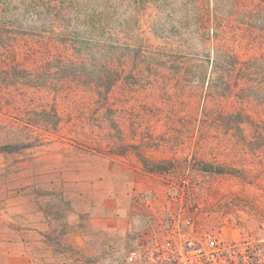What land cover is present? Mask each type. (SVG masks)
<instances>
[{"label": "rangeland", "instance_id": "374dc122", "mask_svg": "<svg viewBox=\"0 0 264 264\" xmlns=\"http://www.w3.org/2000/svg\"><path fill=\"white\" fill-rule=\"evenodd\" d=\"M192 3L0 0V29L6 24L0 31L13 38L9 49L0 47V68L14 63L15 51L29 57V50L44 45L67 51L66 59L73 53L83 59L77 69L67 68L77 73L70 79L83 86L58 100L64 118L59 133L34 142L0 122V143L33 144L0 154V264H124L127 251L142 239L186 218L199 228L220 230L228 240L264 236V175L197 170L225 160L192 154L194 116L213 104L197 94L207 93L209 83L186 77L157 85L138 73L140 55L175 40L180 20L191 19ZM104 48L107 57L98 54ZM129 55L137 70L126 65L108 97L121 109L116 129L103 121L107 115L87 86L110 69L104 62L111 59L116 66ZM27 64H34L32 56ZM8 104L0 105V119L15 116ZM109 135L114 145L125 137L135 148L122 153L108 143ZM143 138L157 144L139 146ZM143 163H161L167 170L153 174Z\"/></svg>", "mask_w": 264, "mask_h": 264}, {"label": "trees", "instance_id": "16d2710c", "mask_svg": "<svg viewBox=\"0 0 264 264\" xmlns=\"http://www.w3.org/2000/svg\"><path fill=\"white\" fill-rule=\"evenodd\" d=\"M188 10L191 19L180 20L181 30L175 40L160 41L140 55L144 60L138 73L158 81L157 85L186 77L191 82L209 83L207 93L197 94L213 104L208 112L194 116L198 127L192 154L204 153L210 159L225 160L215 167L211 166L213 163H203L197 167L198 171L264 175V0H193ZM10 40L13 41L11 33L0 31L1 48L9 49L6 43ZM15 52L11 57L14 63L0 68V105L10 100L8 105L15 116L1 118L0 122L6 130L12 128L15 133L25 135L26 140L37 142L42 135L59 133L63 128L58 100L68 98L83 86L82 81L70 79L77 73H66L67 68L77 69L83 59L78 60L80 56L74 53L72 59H66L67 51L44 45L28 51L34 61L28 65L29 57L20 58ZM98 54L107 57L109 52L104 48ZM127 58L128 61H120L116 66L111 59L108 64L104 62L110 69L103 68V75L87 86L96 96L98 109H104L102 116L107 115L103 121L114 124L116 129L122 122L121 109L113 107L108 97L126 65L133 64L137 70L138 64L133 63L135 56ZM128 72L135 73L133 69ZM110 136L108 143L112 148H121L122 153L135 148L125 137L114 145ZM154 144L157 143L150 138L139 141L143 147ZM29 145L32 142L18 139L0 143V154ZM176 148L178 151L179 147ZM143 164L153 174L167 170L161 163L153 167Z\"/></svg>", "mask_w": 264, "mask_h": 264}, {"label": "built area", "instance_id": "2783aa9c", "mask_svg": "<svg viewBox=\"0 0 264 264\" xmlns=\"http://www.w3.org/2000/svg\"><path fill=\"white\" fill-rule=\"evenodd\" d=\"M124 264H264V236L228 240L216 228L178 219L130 248Z\"/></svg>", "mask_w": 264, "mask_h": 264}]
</instances>
